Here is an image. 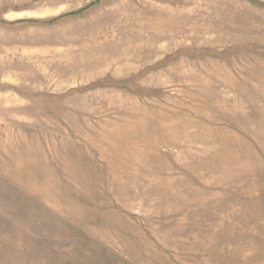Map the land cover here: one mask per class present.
Instances as JSON below:
<instances>
[{
  "label": "rangeland",
  "instance_id": "1",
  "mask_svg": "<svg viewBox=\"0 0 264 264\" xmlns=\"http://www.w3.org/2000/svg\"><path fill=\"white\" fill-rule=\"evenodd\" d=\"M0 264H264V0H0Z\"/></svg>",
  "mask_w": 264,
  "mask_h": 264
}]
</instances>
